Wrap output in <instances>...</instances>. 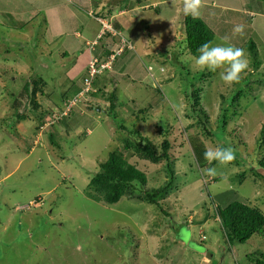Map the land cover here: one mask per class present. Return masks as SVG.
I'll return each mask as SVG.
<instances>
[{"label":"rangeland","instance_id":"1","mask_svg":"<svg viewBox=\"0 0 264 264\" xmlns=\"http://www.w3.org/2000/svg\"><path fill=\"white\" fill-rule=\"evenodd\" d=\"M6 2L12 8L4 24L0 19V264H252L264 253V231L245 243L229 242L215 218L216 206L234 199L264 213V178L254 168L264 152V20L251 16L264 9V0H204L200 10L214 31L213 45L227 38L245 50L249 69L232 85L220 79L223 69L195 68L182 0H103L83 34L91 39L82 45L66 35L48 44L43 12L18 26V8L30 12L33 6ZM236 24L245 26L242 35H233ZM106 32L117 44L108 67L94 76L88 92L63 103L61 96L72 95L86 75L87 65L69 73L76 57L92 41L100 45ZM249 40L257 46V69ZM35 76L46 92H35V101L52 110L44 112L47 121L38 130L30 107L22 121L12 114L23 85ZM258 78L263 83H253ZM191 91L208 113L212 136L192 111ZM78 97L69 116L50 127ZM136 131L158 149L169 140L173 177L166 160L152 163L131 150L126 158L146 174V183L113 204L88 196L99 163L126 140L136 141ZM219 146L232 147L235 159L226 165L204 159L206 147ZM211 167L216 176L206 174ZM171 179L157 197L160 206L146 199L151 188Z\"/></svg>","mask_w":264,"mask_h":264},{"label":"trees","instance_id":"2","mask_svg":"<svg viewBox=\"0 0 264 264\" xmlns=\"http://www.w3.org/2000/svg\"><path fill=\"white\" fill-rule=\"evenodd\" d=\"M183 28L186 47L193 56L198 55L197 49L202 44L211 42L214 38V31L200 17L194 19L190 15L184 16ZM106 33L111 35L110 32ZM248 48L251 50L253 58L257 59L254 64V68L257 69L260 67L261 61L257 58L258 50L255 42L249 40ZM32 78H30V80L23 85L21 94L19 92V94L17 93V101H14L12 104V114H16L15 119L20 121L26 114L25 107H30V111L34 112L33 115L38 117L37 119L39 124L35 127V129L38 130L44 124V121H47L46 116H44V112H51L52 110L40 108V103L35 101V92H46L41 88L43 86L39 85V81L42 82V79L36 77V79L33 80ZM254 82L260 84L263 83V79L258 78L253 81V83ZM241 93V90L237 91L231 97V102L237 103ZM189 94L191 96L190 103L192 104V111L196 110L197 116L200 115L202 117H199V122L203 126L204 130L211 135L209 116L200 103V96L194 91H191ZM91 95H94V93H91ZM73 106L74 105L70 107L69 113L64 114L62 118L61 116H55L50 127L54 126L56 123L60 124V121L64 118V116H69ZM80 112L83 114V110H80ZM261 130L264 131V125ZM135 134L137 138L136 141L131 138L126 140L124 145L121 147V150L117 149L110 151L107 159L99 163V169L90 177V180L88 181L87 188L85 190L88 196L107 204H113L122 196H131L135 190L136 184L144 185L146 183V174L135 164L130 163L126 158L125 154L131 150L132 154L138 155L140 158L147 159L152 163H159L166 160L168 162V171L171 174V178L173 177V171L169 165V140L164 138L159 145L160 149H158V147H156L151 140H148L147 137L141 136L139 131H136ZM262 141L264 144V134L262 136ZM254 168L257 170L256 175L264 178V152L256 160ZM171 181L172 179L166 181L164 185L158 188H151V190L146 193V199L153 204L159 205L157 197L163 196L166 193L168 188L171 186ZM215 218L218 219L229 242L236 240L239 243H245L253 235H261L264 231L263 211L257 205L249 202L248 200L242 201L234 199L224 206L217 205L215 209ZM258 253L257 257L250 259L252 264H264V253Z\"/></svg>","mask_w":264,"mask_h":264},{"label":"crops","instance_id":"3","mask_svg":"<svg viewBox=\"0 0 264 264\" xmlns=\"http://www.w3.org/2000/svg\"><path fill=\"white\" fill-rule=\"evenodd\" d=\"M8 0H0V3L3 5V7L0 8V19L3 23V16L10 15V12H8V7H11V3H7ZM22 1L25 6H28L29 4L33 6V10L30 12H27L25 8H18L19 15L16 17L20 18V20L16 19L19 23L18 26L24 23H28L29 19L35 15H40L41 12H43V18L45 21V27L44 33L48 34L46 37V41L48 44L51 45V43H55L58 39L62 38L63 35H66L67 41H70L71 43L74 42L76 39L80 40V42L84 41L83 44H85L86 40H89L91 38H84L83 34L90 29L91 24H89L90 20L89 17L92 13V15L100 10V4H102L103 0H28V2ZM6 3V5H5ZM132 3V0H131ZM147 4L138 5L137 8L143 7L145 8ZM135 7V8H136ZM37 8V10H35ZM102 9H104V5L101 6ZM122 8V7H120ZM120 14L125 13V9H119ZM38 11V13H36ZM26 12V13H25ZM24 13V14H23ZM86 13L87 17L84 16ZM258 16L264 20V9L258 11V12H251V16ZM32 15V16H31ZM108 15V14H107ZM97 16V15H95ZM103 19L106 17L105 15L102 16ZM112 17V15H111ZM110 19V18H109ZM96 21V20H95ZM4 24V23H3ZM260 32V31H259ZM68 36H70V39H68ZM113 36L109 35L108 33L100 40L102 43L100 45H96L93 51L89 50L88 48L84 50V52H81L78 57H76L74 64V67H71L69 73H72L74 70H79L81 68L85 69V66L87 65L89 59L92 55H97L101 58L104 56H109L111 54V51L113 50L116 41H113ZM83 39V40H82ZM94 39V38H93ZM92 39V40H93ZM104 40V41H103ZM116 40V39H115ZM81 42V45H82ZM68 46L70 48L74 47V44L71 45L69 42H67ZM117 47V44L116 46ZM127 48V47H126ZM65 54H68L67 50L62 51V55L65 57ZM84 54V56H83ZM103 56V57H102ZM105 58V57H104ZM32 71V70H31ZM71 80V78H69ZM80 83V82H79ZM77 83L76 90L72 95L70 94H63L61 96L62 102H66L68 98H71L74 96L81 88V84L79 85ZM99 90V87L95 88V92ZM94 93V92H93ZM101 108L98 109V111ZM22 121V120H20ZM16 124H20L19 122H16ZM43 124V123H42ZM17 127V125H15ZM41 126V125H40ZM36 127V126H35ZM31 150V148H30ZM12 172L10 170L8 173L3 175L1 179L5 178L7 175H9Z\"/></svg>","mask_w":264,"mask_h":264},{"label":"clouds","instance_id":"4","mask_svg":"<svg viewBox=\"0 0 264 264\" xmlns=\"http://www.w3.org/2000/svg\"><path fill=\"white\" fill-rule=\"evenodd\" d=\"M182 4L183 14L185 16L190 15L195 19L200 16V10L204 7V0H182ZM244 28L245 26L243 24H236L233 28V35H242ZM197 53L198 55L194 61L195 68L201 71L207 69L211 72H215L217 69H223V71L220 72V79L227 85L239 83L243 74L249 69V61L245 50L228 44L227 38H225L224 44L213 45L211 42L204 43L197 49ZM82 85L83 79L81 86ZM82 88H80L77 93H80ZM77 93L70 99H73ZM80 99L79 97V100ZM204 159L209 163L216 161L221 165H226L235 159V152L230 146H219L215 148L206 147ZM206 174L209 176H216L217 169L214 167L208 168L206 169Z\"/></svg>","mask_w":264,"mask_h":264},{"label":"built area","instance_id":"5","mask_svg":"<svg viewBox=\"0 0 264 264\" xmlns=\"http://www.w3.org/2000/svg\"><path fill=\"white\" fill-rule=\"evenodd\" d=\"M104 25L106 22H102ZM110 27V26H109ZM105 29V28H104ZM110 29V28H108ZM107 30V28H106ZM109 31V30H108ZM99 38V37H98ZM97 43V41H92V43H90V50L92 51L94 48H95V44ZM113 58V54L109 56V59L107 60H103L101 58H99L98 56L96 55H92L91 58L89 59L88 61V64H87V67H86V75L83 77V88H82V91L80 93H86L88 92V88H86V86H91V82L94 78V76L100 72L101 68H107L108 67V64L107 63H110V59ZM105 61V62H104ZM106 66V67H105ZM74 99V98H73ZM79 100V97L76 98V100H72L73 103L69 105V107L65 110V113L66 111L69 110V108L75 104L76 101Z\"/></svg>","mask_w":264,"mask_h":264}]
</instances>
